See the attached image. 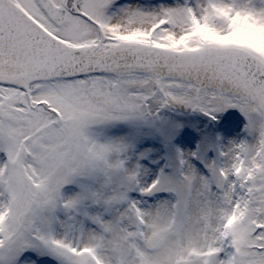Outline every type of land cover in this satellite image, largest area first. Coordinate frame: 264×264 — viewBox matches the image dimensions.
Here are the masks:
<instances>
[{
	"label": "snow or ice",
	"instance_id": "1",
	"mask_svg": "<svg viewBox=\"0 0 264 264\" xmlns=\"http://www.w3.org/2000/svg\"><path fill=\"white\" fill-rule=\"evenodd\" d=\"M0 264H264V0H0Z\"/></svg>",
	"mask_w": 264,
	"mask_h": 264
}]
</instances>
